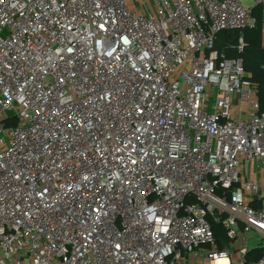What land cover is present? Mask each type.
I'll list each match as a JSON object with an SVG mask.
<instances>
[{
  "label": "built area",
  "instance_id": "obj_1",
  "mask_svg": "<svg viewBox=\"0 0 264 264\" xmlns=\"http://www.w3.org/2000/svg\"><path fill=\"white\" fill-rule=\"evenodd\" d=\"M248 1L0 0V264H264Z\"/></svg>",
  "mask_w": 264,
  "mask_h": 264
},
{
  "label": "trees",
  "instance_id": "obj_2",
  "mask_svg": "<svg viewBox=\"0 0 264 264\" xmlns=\"http://www.w3.org/2000/svg\"><path fill=\"white\" fill-rule=\"evenodd\" d=\"M259 18V24L256 28L246 29L243 35L246 42V47L243 52L237 53L236 51L228 50L231 44L238 42L241 36V31L222 32L217 40V49L226 50L229 55L240 56L244 60V65L247 73L251 74V82L258 88V95L261 105V110L264 111V40L261 29L260 11H256ZM212 225L216 241L220 250H224L230 244V239L227 236V231L221 223L213 221L209 217ZM261 250H253L249 256V261H254L261 255Z\"/></svg>",
  "mask_w": 264,
  "mask_h": 264
},
{
  "label": "rangeland",
  "instance_id": "obj_3",
  "mask_svg": "<svg viewBox=\"0 0 264 264\" xmlns=\"http://www.w3.org/2000/svg\"><path fill=\"white\" fill-rule=\"evenodd\" d=\"M244 2L246 4H249V1L248 0H244ZM137 6H141L140 4L136 3ZM248 71V70H247ZM248 78L250 79L251 77V74L248 72ZM251 80V79H250ZM260 181V180H259ZM259 244V241L258 239H252L250 240L249 242V246L252 247V246H255ZM210 262L207 260H204V256H201V257H198V256H194V257H190L189 259L186 260L185 264H209Z\"/></svg>",
  "mask_w": 264,
  "mask_h": 264
},
{
  "label": "bare ground",
  "instance_id": "obj_4",
  "mask_svg": "<svg viewBox=\"0 0 264 264\" xmlns=\"http://www.w3.org/2000/svg\"><path fill=\"white\" fill-rule=\"evenodd\" d=\"M226 262H227L226 259H220V260L217 261L218 264H224Z\"/></svg>",
  "mask_w": 264,
  "mask_h": 264
},
{
  "label": "crops",
  "instance_id": "obj_5",
  "mask_svg": "<svg viewBox=\"0 0 264 264\" xmlns=\"http://www.w3.org/2000/svg\"><path fill=\"white\" fill-rule=\"evenodd\" d=\"M263 40H264V33H263ZM205 260H207V259H205Z\"/></svg>",
  "mask_w": 264,
  "mask_h": 264
}]
</instances>
